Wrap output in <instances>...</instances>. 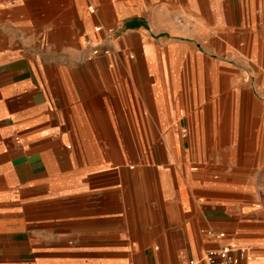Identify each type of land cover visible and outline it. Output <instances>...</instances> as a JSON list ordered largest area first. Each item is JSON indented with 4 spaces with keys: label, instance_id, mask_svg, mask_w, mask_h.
Returning a JSON list of instances; mask_svg holds the SVG:
<instances>
[{
    "label": "crops",
    "instance_id": "0c3cea01",
    "mask_svg": "<svg viewBox=\"0 0 264 264\" xmlns=\"http://www.w3.org/2000/svg\"><path fill=\"white\" fill-rule=\"evenodd\" d=\"M182 2L0 0V264H188L259 244L210 200L264 178V108L240 69L173 62L187 46L149 34ZM85 39L108 53L81 58Z\"/></svg>",
    "mask_w": 264,
    "mask_h": 264
},
{
    "label": "rangeland",
    "instance_id": "374dc122",
    "mask_svg": "<svg viewBox=\"0 0 264 264\" xmlns=\"http://www.w3.org/2000/svg\"><path fill=\"white\" fill-rule=\"evenodd\" d=\"M210 1L218 16L208 14L204 0H183L180 5H171L167 19L152 21L149 34L187 46L171 49L173 62L183 61L184 49L188 56L199 54L201 61L203 57L221 60L229 62L237 73L243 71L252 107L264 108V0ZM226 46L230 47L229 53ZM192 71L189 64V75H193ZM248 186L251 192L247 196H221L210 201L235 221L238 233L246 236L245 229L254 231L247 236L259 239V244L237 245L244 247L253 260L254 256H264V178L251 180ZM215 201L219 204L215 205Z\"/></svg>",
    "mask_w": 264,
    "mask_h": 264
},
{
    "label": "built area",
    "instance_id": "2783aa9c",
    "mask_svg": "<svg viewBox=\"0 0 264 264\" xmlns=\"http://www.w3.org/2000/svg\"><path fill=\"white\" fill-rule=\"evenodd\" d=\"M92 31L95 33H103L102 39H110L113 34V29L110 27L103 28L101 25L95 24L92 26ZM81 58H90L100 52L107 54V49L100 50L98 44H93L89 39L83 41ZM185 133V131L183 132ZM211 234V232H208ZM223 236V233H219L218 237ZM250 257L247 255V251L244 247L237 245H222L218 248H212L207 250L202 257L197 260H190L188 264H243V260H248Z\"/></svg>",
    "mask_w": 264,
    "mask_h": 264
}]
</instances>
